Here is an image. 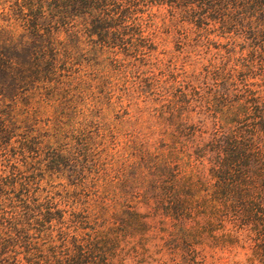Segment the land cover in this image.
Here are the masks:
<instances>
[{
	"label": "trees",
	"instance_id": "obj_1",
	"mask_svg": "<svg viewBox=\"0 0 264 264\" xmlns=\"http://www.w3.org/2000/svg\"><path fill=\"white\" fill-rule=\"evenodd\" d=\"M0 6V264L264 233V0Z\"/></svg>",
	"mask_w": 264,
	"mask_h": 264
},
{
	"label": "rangeland",
	"instance_id": "obj_2",
	"mask_svg": "<svg viewBox=\"0 0 264 264\" xmlns=\"http://www.w3.org/2000/svg\"><path fill=\"white\" fill-rule=\"evenodd\" d=\"M228 228L230 226L224 230L216 229L213 234L206 232L201 245L197 247L199 254L195 258H182L172 250L160 252L154 248L150 253L156 262L130 258L124 264H264V233L240 231L234 236L235 239L233 237V243L229 244L223 234L228 232ZM156 242L161 243L160 240Z\"/></svg>",
	"mask_w": 264,
	"mask_h": 264
}]
</instances>
